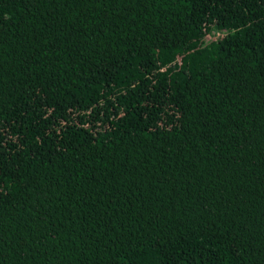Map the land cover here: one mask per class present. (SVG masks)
I'll list each match as a JSON object with an SVG mask.
<instances>
[{"label":"trees","instance_id":"1","mask_svg":"<svg viewBox=\"0 0 264 264\" xmlns=\"http://www.w3.org/2000/svg\"><path fill=\"white\" fill-rule=\"evenodd\" d=\"M0 264H264V0H0Z\"/></svg>","mask_w":264,"mask_h":264}]
</instances>
